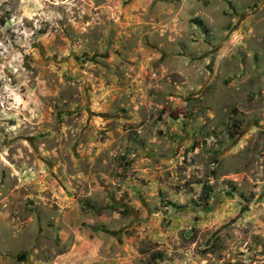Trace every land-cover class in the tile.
Here are the masks:
<instances>
[{
  "label": "rangeland",
  "instance_id": "obj_1",
  "mask_svg": "<svg viewBox=\"0 0 264 264\" xmlns=\"http://www.w3.org/2000/svg\"><path fill=\"white\" fill-rule=\"evenodd\" d=\"M0 264H264V0H0Z\"/></svg>",
  "mask_w": 264,
  "mask_h": 264
},
{
  "label": "trees",
  "instance_id": "obj_2",
  "mask_svg": "<svg viewBox=\"0 0 264 264\" xmlns=\"http://www.w3.org/2000/svg\"><path fill=\"white\" fill-rule=\"evenodd\" d=\"M194 22L200 28H202L204 26L203 22L200 19H195ZM211 195H212L211 186L206 184V183H204L202 185V190H201V193L199 195V198H201V201H203L205 203V202H207L209 200ZM157 258H159V257H157Z\"/></svg>",
  "mask_w": 264,
  "mask_h": 264
}]
</instances>
